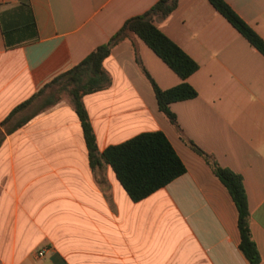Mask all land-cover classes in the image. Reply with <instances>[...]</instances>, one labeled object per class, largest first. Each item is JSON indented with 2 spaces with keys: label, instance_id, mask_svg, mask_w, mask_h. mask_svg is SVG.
<instances>
[{
  "label": "crops",
  "instance_id": "crops-1",
  "mask_svg": "<svg viewBox=\"0 0 264 264\" xmlns=\"http://www.w3.org/2000/svg\"><path fill=\"white\" fill-rule=\"evenodd\" d=\"M156 1L0 0V121ZM224 1L264 40V0ZM155 24L198 64L187 78L196 96L169 104L181 134L135 56L162 89L180 78L132 33L102 61L109 85L82 102L100 152L159 130L185 172L132 201L109 164L89 166L70 98L48 87L29 106L54 104L0 128V264H250L230 194L184 139L241 176L264 264V55L209 0H179ZM3 31L21 42L7 46Z\"/></svg>",
  "mask_w": 264,
  "mask_h": 264
},
{
  "label": "trees",
  "instance_id": "trees-1",
  "mask_svg": "<svg viewBox=\"0 0 264 264\" xmlns=\"http://www.w3.org/2000/svg\"><path fill=\"white\" fill-rule=\"evenodd\" d=\"M178 1L158 0L146 12L126 19L106 43L97 46L74 67L54 77L28 99L15 105L0 121V128L26 109L48 87L58 85L57 92L64 91L68 94L80 122L89 166L95 169L103 163L109 164L132 201L136 202L147 197L184 173V164L165 134L159 130L141 132L121 143L108 145L100 152L82 102L84 94L103 89L109 85L110 76L103 68L102 61L116 43L132 33L139 37L180 78L179 83L176 85L162 89L142 66L139 58L135 56L140 70L152 86L159 111L181 134L175 114L170 110L169 104L196 96V90L187 82V78L198 69V64L155 24V19H163L171 13L177 7ZM209 2L264 55V40L224 0H209ZM29 26L34 28L33 21ZM12 32L3 31L7 46L21 42L19 39L10 38ZM30 35L35 38L36 32H30ZM56 101L57 99L53 96L48 98L46 96L43 105L50 106ZM27 119L26 117L17 121L7 132L18 128ZM184 140L204 158L215 176L230 194L237 210V228L240 237L239 249L250 264H258L260 256L251 236L250 215L241 176L228 168L221 167L212 156L205 153L192 141Z\"/></svg>",
  "mask_w": 264,
  "mask_h": 264
},
{
  "label": "rangeland",
  "instance_id": "rangeland-1",
  "mask_svg": "<svg viewBox=\"0 0 264 264\" xmlns=\"http://www.w3.org/2000/svg\"><path fill=\"white\" fill-rule=\"evenodd\" d=\"M60 95H62L63 97H65V98H67V99L69 98L68 94H67L66 92H64V91H61V92H60ZM44 97H46V96H42V98H44ZM43 100H44V99H43ZM43 100L40 99V100L37 101L35 104H33V105H31V106H28L26 109H24L23 111H21V114L23 115V114L29 113L30 111H32V109H33L34 107H36L37 105H39Z\"/></svg>",
  "mask_w": 264,
  "mask_h": 264
},
{
  "label": "built area",
  "instance_id": "built-area-1",
  "mask_svg": "<svg viewBox=\"0 0 264 264\" xmlns=\"http://www.w3.org/2000/svg\"><path fill=\"white\" fill-rule=\"evenodd\" d=\"M45 252V249H41L40 251H38V256H43Z\"/></svg>",
  "mask_w": 264,
  "mask_h": 264
}]
</instances>
